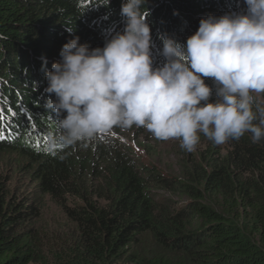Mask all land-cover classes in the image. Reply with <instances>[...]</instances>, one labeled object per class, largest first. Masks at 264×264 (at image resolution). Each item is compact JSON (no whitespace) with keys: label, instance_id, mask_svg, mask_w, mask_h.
<instances>
[{"label":"trees","instance_id":"trees-1","mask_svg":"<svg viewBox=\"0 0 264 264\" xmlns=\"http://www.w3.org/2000/svg\"><path fill=\"white\" fill-rule=\"evenodd\" d=\"M123 2L0 0V264H264V140L215 145L202 135L176 175L138 167L116 141L52 143L45 72L70 39L102 48L122 32ZM237 4L145 0L153 67L165 62L160 36L184 45L202 18L245 8ZM204 79L212 102L216 86ZM253 96L264 106V93ZM16 174L33 185L28 194ZM159 189L185 201L159 199ZM46 198L64 222L53 231L41 222Z\"/></svg>","mask_w":264,"mask_h":264},{"label":"clouds","instance_id":"clouds-1","mask_svg":"<svg viewBox=\"0 0 264 264\" xmlns=\"http://www.w3.org/2000/svg\"><path fill=\"white\" fill-rule=\"evenodd\" d=\"M144 4L124 0L123 31L102 48L80 44L78 36L62 46L60 60L45 72L44 108L57 129L52 143L70 148L133 126L161 141L179 140L187 152L196 150L201 135L215 145L245 133L253 143L264 140V106L253 96L264 93V0H243L238 12L202 18L184 45L160 36L161 67H153ZM204 78L216 86L212 102Z\"/></svg>","mask_w":264,"mask_h":264},{"label":"rangeland","instance_id":"rangeland-1","mask_svg":"<svg viewBox=\"0 0 264 264\" xmlns=\"http://www.w3.org/2000/svg\"><path fill=\"white\" fill-rule=\"evenodd\" d=\"M107 140L109 142H118V146L134 158V160L138 163V167H144L148 170L154 169L163 175L179 174L181 171L180 165L185 162L189 154L197 152L199 148L197 147L193 152L184 151L180 147L179 140L171 139L161 141L156 139L152 133L145 128L136 126L127 130L114 128L112 130V135ZM222 154H224V152ZM2 157L3 155H0V168H2L1 173L6 175L7 172L3 167V161L1 160ZM13 184L16 187H19L22 191L26 192V194H28L33 187V185H30V183L23 178V176L17 174L14 175ZM157 195V198L159 199L164 197L177 204H181L185 201L184 198L170 194L163 189H159L157 191ZM41 210L42 215L40 217L42 225H49L52 231L58 226L63 225L64 222L55 203L49 202L46 198Z\"/></svg>","mask_w":264,"mask_h":264}]
</instances>
